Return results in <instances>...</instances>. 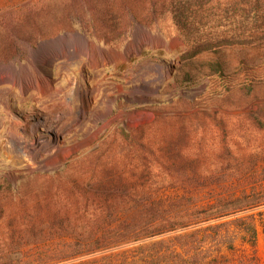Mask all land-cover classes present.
Instances as JSON below:
<instances>
[{"label":"trees","instance_id":"16d2710c","mask_svg":"<svg viewBox=\"0 0 264 264\" xmlns=\"http://www.w3.org/2000/svg\"><path fill=\"white\" fill-rule=\"evenodd\" d=\"M76 1L41 0L15 14L13 32L3 31L0 40V61L13 54L12 35L34 46L75 32L69 16ZM78 1L90 14L97 39L109 44L123 37L133 23L148 29L165 16L185 29L190 19L205 16L183 3L222 0ZM180 59L182 83L193 85L202 77L210 78L220 86V97L153 106L158 113L178 112V104L186 105L185 111H202L186 117L156 116L149 125L119 130V138L130 149L116 160L91 152L97 157L88 167L91 180L87 183L75 178L57 183V173L44 175L49 189L36 194L30 204L19 199L21 211L7 217L0 232V264H60L167 234H177L169 248L172 259L168 264H226L223 251L234 254L237 240L251 251V260L245 256L240 262L258 264L253 219L241 217L257 199H250L247 189L233 179L264 161V147L253 152L251 145L255 134L264 138V80L254 77L264 66V34L198 43ZM240 76L244 81L233 85ZM252 104L254 111L232 114ZM210 107L218 110L210 111ZM185 175L196 188L217 186L223 193L166 195L183 184ZM227 219L231 220L219 223ZM207 224H212L208 229L213 232L210 244L215 250L210 257L199 237ZM193 228L199 229L185 234Z\"/></svg>","mask_w":264,"mask_h":264},{"label":"rangeland","instance_id":"374dc122","mask_svg":"<svg viewBox=\"0 0 264 264\" xmlns=\"http://www.w3.org/2000/svg\"><path fill=\"white\" fill-rule=\"evenodd\" d=\"M40 1L0 0V40L3 31L13 32L15 14ZM236 2L183 3L191 5L193 12L205 18L190 19L185 29L176 25L170 16L160 18L148 29L133 23L123 37L104 44L96 37L86 7L77 0L69 16L75 32L61 33L34 46L12 35L13 54L5 62L0 61V67L35 66L44 78L46 93L3 92L7 93L5 102L0 101V119L9 118L0 123V213L3 214L0 232L5 229L7 217L21 211L19 199L27 205L33 202L36 194L49 189L44 175L57 173L61 180L57 183L68 178L87 183L91 180L88 167L94 165L100 152L116 160L129 150L119 138V130L149 125L156 116L186 117L202 111L199 108L185 111L187 106L178 104V112L158 113L151 109L153 106H167L178 100H217L221 88L210 78L202 77L193 85L182 83L180 58L198 43L233 37L248 39L264 34V0ZM84 40L90 49L100 48L102 53L81 56ZM255 73L257 80H264V66ZM242 81L244 78L240 76L233 85ZM8 88L0 85V92ZM49 92H53V96ZM209 110L217 111L218 108L210 107ZM254 110L252 104L232 114ZM51 132H61V137L56 140ZM251 145L252 151L258 152L260 146L264 147V138L255 134ZM93 151H97V155H90ZM233 180L240 181V187L247 189L250 199H257L255 206L241 217H252L257 244L264 256V161L257 162L250 172L235 176ZM181 181V186L165 194L192 192L211 197L223 193L217 186L196 188L189 175L183 176ZM6 186L19 193L20 198L8 193ZM209 226L212 224L204 225L199 231L207 257L215 252L210 244L213 232ZM197 229H189L185 234ZM176 235L125 244L60 264H168L172 259L169 248ZM235 249L234 254L223 251L225 263L249 264L241 263L240 257L251 260L250 248L237 240Z\"/></svg>","mask_w":264,"mask_h":264},{"label":"bare ground","instance_id":"6f19581e","mask_svg":"<svg viewBox=\"0 0 264 264\" xmlns=\"http://www.w3.org/2000/svg\"><path fill=\"white\" fill-rule=\"evenodd\" d=\"M81 45H82L81 48H83L81 56L89 57L93 53H98V54L102 53V50L100 48L98 49V48L93 47L90 49L91 46L87 44L85 40ZM61 50L62 49H60V51ZM0 85L9 86V88L6 89V91L2 90L0 92L1 102H5L4 98L6 97L5 95L7 94V93L4 94L3 92H13L14 93L15 91H19L21 93L22 92L26 93L29 90H32L35 94H42L43 92L46 93V90H45L46 88H44V78L42 74L39 72V70L35 66L30 65V64L28 67H21L18 69L14 67V64L10 66L0 67ZM49 93L50 95L54 94L53 92L52 93L49 92ZM2 121H9V118L3 117L0 119V123ZM50 134L54 136L56 140H58L61 137L60 136L61 132H56V133L51 132Z\"/></svg>","mask_w":264,"mask_h":264},{"label":"crops","instance_id":"0c3cea01","mask_svg":"<svg viewBox=\"0 0 264 264\" xmlns=\"http://www.w3.org/2000/svg\"><path fill=\"white\" fill-rule=\"evenodd\" d=\"M256 252L258 257V264H264V256H261L260 247L257 244V238H256Z\"/></svg>","mask_w":264,"mask_h":264}]
</instances>
